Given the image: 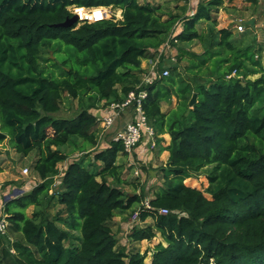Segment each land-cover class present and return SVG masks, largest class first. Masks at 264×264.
Returning a JSON list of instances; mask_svg holds the SVG:
<instances>
[{
  "label": "trees",
  "instance_id": "1",
  "mask_svg": "<svg viewBox=\"0 0 264 264\" xmlns=\"http://www.w3.org/2000/svg\"><path fill=\"white\" fill-rule=\"evenodd\" d=\"M224 2L198 0L188 14L187 4L172 11L138 0H0V143L9 139L22 157L35 152L40 179L4 197L0 264H264V50L252 31L247 39L215 28ZM72 6L108 7L121 18L56 26ZM204 22L207 32L197 29ZM192 41L201 53L177 44ZM156 57L169 73L144 84L141 62ZM182 59L203 79L180 78ZM142 90L148 123L156 129L159 120L156 132L169 136L165 182L150 198L137 178H124L117 159L128 153L119 140L94 148L100 118L91 111ZM172 95L178 104L163 112ZM65 98L76 100L70 117L58 115ZM200 177L204 189L184 182ZM50 205L59 206L53 215ZM136 209L143 224L129 240L161 237L150 262L118 244L112 229L113 217Z\"/></svg>",
  "mask_w": 264,
  "mask_h": 264
},
{
  "label": "rangeland",
  "instance_id": "2",
  "mask_svg": "<svg viewBox=\"0 0 264 264\" xmlns=\"http://www.w3.org/2000/svg\"><path fill=\"white\" fill-rule=\"evenodd\" d=\"M140 3L149 2L152 4H160L162 5L164 10H172V11H178L177 7L182 6L184 4H187L188 6V14H190L193 10V8L196 6L198 0H138ZM223 7H220L218 11L214 14V17L216 19V29L219 28H231L235 34L243 33L247 35V39L250 38L249 34L250 31H252L256 35L255 42L257 43L258 47H262L264 50V4L262 3V0H224ZM108 10V16H113L115 19L121 18V12L120 10H112L111 8L106 7ZM239 21H242L243 30L239 31L237 29V24ZM240 24V23H239ZM207 24L204 23H198L197 29L199 31L204 30L207 32ZM180 29V27L178 28ZM178 45L184 46L188 48L189 50L201 53L203 51L202 46L198 41H192L188 44L184 43H177ZM164 49H167L169 51V54H171V57H173L176 60L175 54L177 52L176 47L164 45ZM48 51V50H47ZM263 53H255L254 59H259L260 55ZM149 58V57H148ZM144 59L141 62V69H142V83L146 84L151 82V80L146 79V75L149 73V60L150 59ZM159 57H156L155 60H157ZM261 58V57H260ZM154 60V61H155ZM166 62L165 60H163ZM195 62L190 59H182L181 61H176L177 71L180 73V78L184 79L185 81H191L193 78H199L202 77V75H197V70H190V67L193 66ZM162 65L164 63H157L155 66V69L158 72H161L163 69ZM196 76V77H195ZM259 74H254L250 78L254 79L258 77ZM205 81V80H202ZM207 82V80L205 81ZM179 83L177 84V86ZM176 82L171 87V92L176 91ZM178 104V98L176 96H171L170 100L164 101L161 103V110L163 112L170 111L176 107ZM106 106H102V103L98 105V107L94 110L98 111H104L105 112ZM77 104L76 100L65 98L64 102L62 103L61 109L58 112V115L61 116H72L74 113L77 112ZM92 111V110H91ZM123 113L119 116H116L114 119L113 125L110 127H105L102 122V115L99 112H95L96 116L100 118V124L97 127V139L98 144L97 147L94 148H102L104 147L109 140L115 138L116 133L120 131L122 128H120V122L124 121V124L134 120L136 118L135 112L131 108H123ZM106 113V112H105ZM117 118V119H116ZM116 121V123H115ZM166 126L169 125V122L166 120L165 122ZM115 125V126H114ZM159 120H157L154 124V127L156 129L159 128ZM113 126V127H112ZM124 126V125H123ZM112 127V129H111ZM155 129V130H156ZM156 133V137H154V140L156 141V144L159 145L160 142L163 140L159 134ZM158 134V135H157ZM144 138V140H143ZM140 140V144L144 143V145L148 143V146H145L144 152L151 153V157L147 160L154 162L152 165L149 166V168L146 167L145 163L142 159H138L137 153H130L127 155H120L117 159V163H121L124 166V178L127 180H133L134 178H137V182H139V185L145 186L144 189L147 192L146 194L150 198L152 194L154 193L157 188H161L165 182V178L163 177V169L165 162L161 159V152L157 151L158 146H152L151 140L153 138L146 139L143 137ZM138 147H135L134 150H137ZM154 148V149H153ZM93 149V148H91ZM90 150V148H89ZM157 155V156H156ZM140 157V156H139ZM141 158V157H140ZM36 159V153L32 152L26 157H22L20 154H18L15 149L13 148L11 142L9 139H6L2 143H0V204L3 202L4 197L6 195L12 194L13 190L16 189L19 194L25 193L30 191L36 183L40 182V179L38 176L32 171V165ZM65 163H61L58 165L59 170L62 171L64 169ZM27 167L29 171L27 173H23V168ZM187 185L193 186L196 188L204 189L207 186V181L204 177H200L199 179H186L184 181ZM59 183L58 176L54 177V183L53 188H56ZM162 184V186L160 185ZM53 188L50 190L49 193L53 191ZM124 188L132 192L133 187L131 185H125ZM59 209V206L53 207L52 205L47 207V210L53 215L57 212ZM32 211V207L30 206L26 212L30 214ZM122 217V224H117L116 217H113L111 221L112 229L114 233L117 236L118 244L126 245V247L129 250L137 249L141 253H145V261L150 262L151 260V254L153 247L161 241V237L159 234L156 235L152 240H143L141 242H135L130 241L128 238L129 231L134 226H142V222H131L130 221V214L121 215ZM147 222H150V219H147ZM5 223L6 219H5ZM6 233V232H5ZM4 233V234H5Z\"/></svg>",
  "mask_w": 264,
  "mask_h": 264
},
{
  "label": "built area",
  "instance_id": "3",
  "mask_svg": "<svg viewBox=\"0 0 264 264\" xmlns=\"http://www.w3.org/2000/svg\"><path fill=\"white\" fill-rule=\"evenodd\" d=\"M70 11L72 14L77 16V22H94L104 18H107L108 10L106 7H93V8H85L80 6H72L70 7ZM240 23V24H239ZM237 24V29L239 31L243 30L242 21H239ZM158 63V59L155 61L149 60V73L146 75L147 80L155 79L156 77L167 76L169 71L168 69H163L161 72H158L155 69L156 64ZM150 83V82H149ZM146 92L144 90L136 92H129L127 98L122 103H111L108 108L111 110H122L123 108H131L135 114L136 118L126 124H124L123 128L116 133L115 140H119L123 145L124 151L130 154L140 140L147 136L148 138L154 137V130L152 126L148 123L147 118L141 108L142 100L145 99ZM115 116L111 115H103L102 116V124L105 127H110L113 122ZM151 143L154 146V139L151 140ZM29 169L27 167L23 168L22 172L27 173ZM143 205L145 208H150L148 198H145L143 201ZM2 208V203L0 204V211ZM139 209L134 210V212L130 216L131 222H137L139 218ZM158 213L165 215L168 213L166 208H159ZM6 228L5 217L1 216L0 218V232H4Z\"/></svg>",
  "mask_w": 264,
  "mask_h": 264
},
{
  "label": "crops",
  "instance_id": "4",
  "mask_svg": "<svg viewBox=\"0 0 264 264\" xmlns=\"http://www.w3.org/2000/svg\"><path fill=\"white\" fill-rule=\"evenodd\" d=\"M262 3L264 4V0H262ZM93 111V113L94 114H96L95 112H99L102 116L103 115H111V116H119L120 117V115L123 113V111L122 110H119V111H117V110H111V109H109L108 107H106L105 108V112L103 111H98V110H92ZM165 112H167V111H165ZM117 119V118H116ZM126 120V119H125ZM125 120H123V121H121L120 122V128H122L123 127V125H124V121ZM114 123V122H113ZM115 123H116V121H115ZM100 124V123H99ZM113 125V124H112ZM115 126V125H114ZM113 127V126H112ZM112 127H111V129H112ZM153 130L154 131H156L154 128H153ZM154 134H155V137H156V133L154 132ZM159 134V133H158ZM157 134V135H158ZM159 136H161L162 137V141L160 142V144L161 145H159L158 143L156 144V141L154 142V146H158L157 148H155L154 146V148L155 149H158L159 148V150H157V151H162L161 152V154L162 155H160L161 156V159L162 160H164V161H166V159H167V157H168V152L167 151H165V150H163L162 148L164 147V146H166L168 143H169V136H168V134H166V133H163V134H159ZM146 139H148V137L147 136H144ZM143 140H144V138H143ZM148 141H147V143L144 145V143H142L141 145H138L137 147V150H134V152L135 153H137L138 154V159H142L143 160V162L145 163V165H146V167L147 168H149V166L150 165H152L154 162H152V161H149V160H147L148 158H150L151 157V153H146V155H145V152H144V148H146L145 146H148ZM108 144V143H107ZM107 144L105 145V146H107ZM139 144H140V142H139ZM104 146V147H105ZM153 148V149H154ZM147 149V148H146ZM141 158H140V157ZM157 156V155H156ZM161 186H162V184H160ZM116 218H117V220H116V222H117V224H122V217L121 216H116Z\"/></svg>",
  "mask_w": 264,
  "mask_h": 264
},
{
  "label": "water",
  "instance_id": "5",
  "mask_svg": "<svg viewBox=\"0 0 264 264\" xmlns=\"http://www.w3.org/2000/svg\"><path fill=\"white\" fill-rule=\"evenodd\" d=\"M75 22H77V16L75 14H73L70 18L66 19L64 22L56 24V26H67V25H71ZM196 97H197L196 93H193L191 96V99L189 101L190 107L193 106L194 102L196 101ZM16 192H17V190L14 189L12 194L5 196V199H9V198L16 197L17 195H19V193H16Z\"/></svg>",
  "mask_w": 264,
  "mask_h": 264
}]
</instances>
